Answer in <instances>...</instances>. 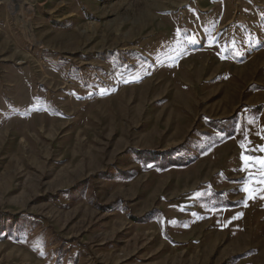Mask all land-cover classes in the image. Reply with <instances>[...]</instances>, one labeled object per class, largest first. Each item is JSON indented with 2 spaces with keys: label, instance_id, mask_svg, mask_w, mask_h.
I'll list each match as a JSON object with an SVG mask.
<instances>
[{
  "label": "rangeland",
  "instance_id": "1",
  "mask_svg": "<svg viewBox=\"0 0 264 264\" xmlns=\"http://www.w3.org/2000/svg\"><path fill=\"white\" fill-rule=\"evenodd\" d=\"M261 149L264 0H0V264H264Z\"/></svg>",
  "mask_w": 264,
  "mask_h": 264
},
{
  "label": "snow or ice",
  "instance_id": "2",
  "mask_svg": "<svg viewBox=\"0 0 264 264\" xmlns=\"http://www.w3.org/2000/svg\"><path fill=\"white\" fill-rule=\"evenodd\" d=\"M261 151H264V149H261ZM245 161V167L247 168L249 166V161L250 158L249 157H242ZM254 163H257L260 165V168L262 171H264V158L259 159L257 161H255ZM257 183H264V179L258 180ZM247 194H248V198L249 199H254L257 193V190L254 187H245L243 189ZM260 191H264V189H260Z\"/></svg>",
  "mask_w": 264,
  "mask_h": 264
}]
</instances>
